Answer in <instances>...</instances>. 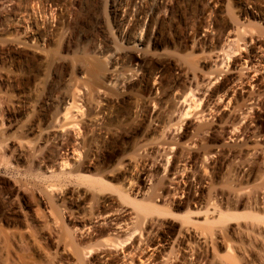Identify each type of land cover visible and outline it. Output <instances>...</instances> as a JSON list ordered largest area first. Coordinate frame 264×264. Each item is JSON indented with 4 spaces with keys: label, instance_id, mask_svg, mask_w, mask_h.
<instances>
[{
    "label": "rangeland",
    "instance_id": "obj_1",
    "mask_svg": "<svg viewBox=\"0 0 264 264\" xmlns=\"http://www.w3.org/2000/svg\"><path fill=\"white\" fill-rule=\"evenodd\" d=\"M138 2L140 0H0V264H119V260L123 258L122 252L127 254L132 252L134 247L135 249L143 247L139 243L144 244L148 240L156 242L160 239L168 240L170 243L175 240L176 243H179L174 245V241L172 243L174 248L170 244L161 250L166 254V257L164 253L161 255L159 250L160 258H157L152 264H166L167 259V264H215L216 262L218 264V257L228 252L226 244L229 243L226 241L230 242L229 245L235 246L231 247L233 250L231 249L230 254L234 255V259L238 260L239 264H264V238L262 237L244 236L231 231L227 233L229 235H223L225 237L221 233H219L220 236L215 234V237L212 235L210 237V234L201 236V231L198 228L194 229L195 227L192 226L191 229L190 225L187 226V229L186 226H183L185 225L183 224L185 222H182L183 219H176L179 217L173 220L171 218L173 216L161 215L162 219H160L159 215L154 214L152 217L147 216V219L143 216L144 214L137 215L138 212L133 209L132 205L129 206L128 200L123 201L122 194L120 195L123 190L130 191L131 187L135 188L140 183L142 186L146 185L143 192L152 188L156 193L154 198L158 195L155 199L153 198L158 207L161 205L162 209V206H165L163 201L164 195L169 190L170 183L168 181L175 178L172 176L173 170H170L171 162L180 160L189 150L197 151L196 147L202 146L209 140L210 137L206 136H211L210 133H208L210 135L203 133V136L195 134L197 139L190 137L191 140H194L193 144L195 145H192V141L188 140L190 138L186 139L184 132L186 130L185 123L188 120L179 122L177 119L182 110L180 94L185 92L184 89L188 85H192L191 87L198 98L200 95L198 93L203 90L204 78L212 75L211 78L216 77L217 80L213 81L210 88L208 87L209 91L206 89L208 92L206 91V95L201 101V107L210 104L212 100L215 101V97H211V101H208L211 89L222 82L232 64L230 62V66L225 68V72L219 75L218 71L222 68L217 70V67L221 64L220 59L223 57L219 55L220 52H217L221 50L217 48V45L222 44L221 47L223 46L228 51L242 45L243 50L240 48V53L236 51L231 57L236 59L239 58V55L248 54L247 56L253 57L254 63H258L257 60L259 62L262 60V64L264 63V50H262L264 45L262 49H256V51L252 47L253 43L249 42L245 47L246 50L243 45V41H247L249 37L253 36L255 38L259 36L257 39L264 44V0H215L212 5L210 0H143L141 10L150 12L153 17L143 19L140 16L139 19H142L140 21L146 27L147 31L145 32L150 37L145 40L146 43L144 42L142 45L137 43L138 45H133L132 48L127 44L126 39H122L119 35L116 21L119 16L131 19L132 14L139 11ZM208 6L211 8L210 12L203 15V10ZM116 9L118 12H115ZM237 21L238 24H241L237 25ZM224 26L231 30L229 36L232 35V37L227 42L228 46H234H230V48L227 47V42L223 41L225 44L221 43L222 41L219 44L216 43ZM237 26H240L238 27L241 29L240 31L249 37L246 38L247 36L239 32V29L237 32L235 30L237 28H234ZM237 34H242L241 36L244 38H242V42L241 37L238 36L240 39L235 38ZM152 36L158 37L157 44L153 43ZM234 41L238 45L233 43ZM128 47H131L132 55L141 56L143 62L141 61L139 66L134 64L130 66L127 62L128 56L126 59L110 62L102 59L107 50L116 48L125 52ZM214 56H218L220 59H216ZM215 60L220 63H215ZM158 67L163 68L159 73H157ZM242 67L239 66L232 71L235 78L251 74L252 83L264 85V69L252 73L259 69L258 65H255V69H249L251 68L249 63ZM95 68L97 76L92 75V70ZM112 71L113 73L124 72L130 77L132 75L130 87H112L110 84ZM246 71L247 73H245ZM207 73L208 75H206ZM149 77L152 84L155 81H163L159 88L160 91L157 90L158 92L156 91L154 95V103H156H152L153 105L139 94L142 81H146ZM195 87H197L196 90ZM243 87L245 89L242 91L241 86L233 87L232 97L234 95L236 97L238 95L247 96L246 92L249 91V87L247 85H243ZM68 91L75 99L76 105L74 104L73 107L78 106L80 109L79 112H76L77 108L72 107L75 110H71V112L73 111L72 117L76 113L73 118L74 121L77 119L79 127L73 131L68 126L63 129V132L58 127L62 124L63 119L55 120L54 112L61 97ZM220 103L222 104V102ZM229 109L230 107L228 110L221 108L217 117L221 114L220 117L223 115L227 117ZM193 114L190 116V120L193 119ZM144 118H147L146 122ZM216 118L210 126L211 132L219 136L218 132L221 130L222 124L220 121H216ZM58 121L59 124L61 122L60 125ZM201 121L194 120V124L199 126L204 123L203 119ZM170 123L175 126H170ZM178 123H183L182 126L179 125L180 129L176 128ZM168 125L171 128H166ZM52 126H55L54 129ZM220 139L222 141L219 144L223 143V139ZM202 141L204 142L202 143ZM71 142L74 143L78 154H81L79 159H76L77 162L86 160L85 162L90 165L89 170L91 171L86 175L99 180L100 176H96V170H99L102 165L100 169L105 171L103 174H106V177L101 175L103 183L105 182L103 185L102 180L95 184L87 180L76 181L79 182L76 183L73 179L67 180L65 177H59V171L56 172V176L60 179H56L53 172L56 169V164H54L57 159L56 155L61 152L60 148L63 143ZM190 142L192 148L189 146ZM224 143L232 144L233 142L226 140ZM193 146H196V149H193ZM215 148L214 143H211L210 150L212 152H209L211 157L208 155L210 162L206 163L209 172H213L220 158L222 159ZM108 150L110 153L107 152ZM107 153L114 154V158L110 162L108 161L109 164L108 162L104 164ZM167 159L170 162L168 164L166 163ZM145 161H151L152 164L157 163L156 165L160 164V166L165 164L166 170L164 165V170H155L153 177L139 181L142 173L139 169ZM258 161L260 168L257 166V170H261L260 161L262 160ZM199 164H196V169L201 166ZM51 165H55L54 168L47 169ZM70 168L72 166L64 167L62 170L68 172ZM201 170L197 169L198 172ZM223 173L225 174L226 170ZM185 174L184 177L187 180L184 177L178 179L186 185L187 181L193 180V178L188 177L191 176L190 173ZM210 176L207 177L208 180L202 188L195 183L197 191L200 188V192L195 190L196 195L201 193V196L198 195L196 198L197 201L201 200L199 202H202V205L207 202V197L209 198L207 194H209L212 184L209 181L214 182ZM223 176L226 175L215 178L217 188L223 189L227 186V178ZM128 180H133V185L130 187L126 185ZM221 181H225V183L223 182L224 187ZM63 183L67 187L65 184L62 185ZM184 184L180 183L181 188H184L181 189L184 194L181 190L179 193L182 194L177 192V202L186 201ZM208 184L210 185L208 186ZM60 185L64 188L62 186L60 188ZM250 185L252 187L253 184ZM77 191L81 196L83 195V199L80 207L76 209L73 207L76 201L70 195L77 194ZM151 191L149 190V192ZM181 195L185 199L181 198ZM104 197L111 199L115 205L130 207L133 210L132 221L135 224L130 227L134 229L131 231L134 234L125 243L123 251L107 249L104 247L103 240L95 236L92 237V241L88 242L89 240L84 234L85 229L80 231L81 227L74 221V217L88 218L93 221L92 216L101 212L100 202ZM133 197L131 198L133 199ZM220 197L221 195H219ZM143 198L141 194L137 195L136 201H141L144 204L151 201L146 198L148 201L145 202ZM70 208L73 211L76 210V215L70 211ZM110 208L102 209L103 216L106 215L104 212ZM172 212L176 216L183 213L181 210H172ZM60 214L62 215L60 216ZM135 216L143 217V222L135 219ZM164 216H168V218L163 219ZM68 218L70 219L68 220ZM197 220L200 224L203 221L201 218ZM98 222L102 224L100 220ZM232 228L238 229L236 225H233ZM185 232L190 235L186 234L185 236ZM89 245L92 246V249ZM177 245L179 246L177 247ZM149 252L148 254H150ZM172 252L178 253L179 256L177 257L178 254L174 255V253L172 254L174 256L170 255ZM171 257L174 259L171 260Z\"/></svg>",
    "mask_w": 264,
    "mask_h": 264
},
{
    "label": "bare ground",
    "instance_id": "obj_2",
    "mask_svg": "<svg viewBox=\"0 0 264 264\" xmlns=\"http://www.w3.org/2000/svg\"><path fill=\"white\" fill-rule=\"evenodd\" d=\"M210 1H211V5L215 2V0H210ZM143 3H144L143 0H140V2L137 3V4H139V7L136 4L139 11H137L136 14H132L131 19L128 17H121V16H119V18L117 17L118 19L116 18L117 19L116 25H118L119 35L121 36L122 39L123 38L126 39V41L128 42L127 44L131 45V47L133 45L136 46L137 43H140L141 45L144 44L145 40H147V38L150 37L148 34H146V32H145V31H147V30H145L146 27L140 21L142 19H139V17L141 16V17H143V19L144 18L150 19L153 16L150 14V12H146V11L141 10L143 8L142 7ZM210 9H211L210 6H208L205 10H203V12H202L203 15L205 13H207L208 11L210 12ZM116 11L118 12L117 9L115 10V12ZM116 14H118V13H116ZM133 18H135V20H133ZM235 20H236V18H235ZM238 21H237V25H240L241 23L238 24ZM226 25H227V23H226ZM253 25H255V24H253ZM238 27H240V26L234 27V28H237V29H235L237 32L239 29ZM240 30L241 29H239V32H241ZM230 32H231V30L226 28V26H224V29L221 32L220 38H218V40H216L217 41L216 43L219 44V42H221V41H222L221 43L227 42L230 39V37H232V35L229 36ZM245 32L247 34L248 31L246 30ZM241 33H243V32H241ZM239 34H237V36L236 37L234 36V37L237 39H240V38H238V36L241 37L240 40L242 42L243 41L242 40L243 37L241 36L242 34L241 35H239ZM245 36H247V35H245ZM248 37H249V35L246 38H248ZM257 37L259 38V36H257ZM257 37L256 38L254 36L249 37V39L247 41H243L244 48L247 47L248 43L250 42V43H253L252 44L253 46L252 45L251 46L253 47V49L255 51H256V49L257 50L262 49V46L264 44H262L263 42L260 41L259 39H257ZM151 38H152L154 44L158 43V37L152 36ZM260 39L263 40L262 38H260ZM235 41L237 42V40H235ZM235 41L233 43H236ZM237 43H239V42H237ZM237 43H236V45H238ZM226 44H227V47L230 48L231 45L228 46L229 45L228 42ZM221 45H217V48H219V50L221 49L220 51H217V52L222 53V54L219 53V55L222 56L223 58L220 59V58H218V56L217 57L214 56V57H216V59L218 58L221 60L220 65L222 67H219L220 65H218V67H217V70L219 68H222L221 70L219 69V71H218L219 75H221V73L225 72V68H228L230 66V62H232V64H231V68L227 71L225 78L222 80V82L220 84L215 85V87L213 89H211V92H210L211 94L209 95L210 98L208 101H211V97H215L216 98L215 101L212 100L210 104L204 105L203 107H201V101L205 97L206 91L207 90L209 91L208 87L210 88V85H213V81L217 80L216 77L211 78L212 75L210 76V75H208V73L206 74L208 76L205 77L203 80V85H202L203 90H201L202 91L201 93L200 92L198 93V95L200 94L198 98L196 97V94L194 93L195 91L191 87L192 85L191 86L188 85V87L186 89H184L185 92L181 91L183 94H180L181 95L180 99L178 98L181 102L180 105L182 107V110H181V112H179V114H178L179 117L177 119L179 120V122L180 121L183 122L184 120H188L185 123L186 124V130L184 132V135H186V139L190 138V137L191 138L195 137L194 136L195 134H199V136H200V134H202L201 136H203V133H205V134L210 133L211 136H206L207 138L210 137L209 140L206 141V143L204 141H202V143L203 142L205 143V144L203 143L204 145L202 144V146H199V147L193 146V149L196 147L197 151L194 150V152H193V150H191V151L189 150L188 153L186 151V153H187L186 155L183 154L185 151L184 152L182 151L183 152L182 155H184V156L182 157L180 155V157H182L181 159L178 158L180 160H178L176 162L175 161L171 162V167H170L171 169L170 168L169 169L173 170L172 172H174V173L172 176H174L175 178L170 179L168 177L170 179V181H168L170 183V186L168 188L169 190L166 192V195H164L165 196V199L163 198L164 201L162 200L164 202L163 204L165 206L164 207L162 206V209L160 207L161 205L158 207L154 202V199L158 195L154 198L156 193L153 191L152 188H148L146 192L145 191L143 192V190L146 189V185L142 186L140 183H138L135 188L131 187L130 191L129 190L128 191L123 190L122 192L120 191L121 192L120 195L122 194L123 201L128 200L127 202H129V204H130L129 206L132 205L133 209H135L138 212L137 215H139L141 213L142 215L144 214L143 215L144 217H147V216L152 217V215L157 214L160 216L159 217L160 219H162L161 215H169L170 217L171 216L174 217V218L171 217L173 220L176 217H179L176 219H179V220L183 219L182 222H185V223H183L185 225H183L181 223L183 226H186V228H187V226L189 227L191 225V229H192V226L195 227L194 229L198 228V230L201 231V232L199 231L201 236L202 235H208V234H210L209 235L210 237L214 236L215 234H218L220 236L219 233H221L223 236V235H226L228 232L231 231L233 233L237 232V234H239V235L250 236V237L251 236L253 237L256 235V237L259 236L260 238L261 237L264 238V85H261L260 83H256V84L252 83L251 81H252L253 77L250 76L251 74L250 75L248 74V76H246L244 74L245 76L242 78L241 77L235 78V76L233 75L234 73L232 72L233 70H235V68L237 69V67H239V66L242 67V66L246 65L247 63H249L251 66V68H249V69H255V65L256 66L258 65L259 69L254 70L252 72V73H257V72H260L261 70L264 69V63L262 64V62H261L262 60L260 62L257 60L258 63H254L252 61L253 57L247 56L248 54L239 55V58H236V59L231 57V56H233V54H235L234 52L237 51L240 53V51L243 50L241 48L242 45L241 46L238 45V47L240 46L239 48L234 47V48H232L233 50L231 49L229 51L227 49L225 50V48L223 46L221 47ZM232 46H234V45H232ZM131 47H128V50L125 52L119 51L116 48L107 50L106 54H104L102 59L104 61L110 62L112 60L116 61L118 59H126V57L128 56L129 60L127 62L129 63L130 66L133 64L134 65L141 64V61H142L141 56L132 55L131 51H130ZM225 47H226V45H225ZM235 48H237V50H235ZM240 48H241V50H240ZM251 48H249V49H251ZM245 50H246V48H245ZM262 50H264V49H262ZM212 55H214V54H212ZM236 55H237V53H236ZM231 58H233V59L231 60ZM217 62L220 63V61H216L215 63H217ZM242 68H240V70ZM161 69H163V68L158 67L157 73L161 72L162 71ZM209 73H211V72H209ZM245 73H247V71ZM97 74H98L97 69L96 68L93 69L92 75L97 76ZM155 75L157 76L156 73H155ZM219 75H218V77H219ZM242 76H243V73H242ZM131 77H132V75H131ZM131 77H130V75H128L124 72L123 73H117V72L113 73V71H112L111 76H110V84L112 87L116 86V87H121V88H128V87H130L129 84L132 82ZM149 80H150V77L146 81L145 80L142 81L141 87L139 88V94H140V96H144L146 99H148L151 102V104L152 103L155 104L156 102L154 103V101H155L154 95L156 94L157 90L160 91L159 88H160L161 83L163 81L162 82H160V81L154 82L153 81L154 83L152 84V83H150ZM235 83H237V85H234ZM243 85H247L249 87V91L246 92L247 96H244V95L239 96L238 95L236 97L234 95L235 97L234 96L232 97V93H233L231 91L232 88L235 86H237V87L241 86V91H242L245 89L243 87ZM196 86L198 87V85H196ZM172 87H174V86H172ZM175 87H177V86H175ZM197 87H195V90ZM136 89L138 90V88H136ZM127 90H130V89H127ZM131 91H129V92L131 93ZM96 94H97V92H96ZM136 95H138V94H136ZM93 98H95V97H93ZM74 100L75 99L73 98L72 93L69 91L66 92L61 97L59 104L57 106V109L54 112V119L55 120L63 119L62 124L60 122L61 125L59 124V121H58V124L60 125L58 127H60L61 130H63L64 128H68V126H69L74 131V129L76 127L77 128L79 127V122L77 121V119L74 121V118H75L74 116L76 113L74 114V116H73L74 118H73L72 117L73 111L71 112V110L73 108H77L76 112L80 111V109H78V106L73 107L74 104L76 105ZM220 102H222V104ZM212 103H214V106H212ZM141 104H143V103H141ZM229 107H230V109H229L230 111H229L227 117L225 116L226 118L224 117V115H223V117H220L222 114L217 117L218 112L220 111L221 108L228 110ZM73 110H75V109H73ZM192 114H193V119L190 120V116H192ZM147 118H144L145 122H146ZM215 118H216V121H218V122L220 121V123L222 124V126H220L221 130L218 132L219 136H216L213 132H211L212 129H211L210 124H211V122H213V120H215ZM202 119L204 121L203 124H201L199 126H196V124H194V120H198V121L200 120L201 121ZM181 124H183V123H178L176 128L179 127L177 129H180V126H182ZM169 125L172 127L175 126V124L171 125V123ZM169 125H168V127L166 126V128H171V127H169ZM53 127H55V126H52V128ZM177 129L175 130V128H174L175 131H177ZM61 130H59V132H61ZM190 130H192L193 132ZM63 132H64V130H63ZM76 132L78 133V131H76ZM168 133H169V131H168ZM210 134H208V135H210ZM164 135H166V134H164ZM72 136H73V134H72ZM199 136L197 135V137H199ZM74 137H75V135H74ZM179 138H181V137H179ZM191 138L188 140H191ZM220 138L223 139V143H221V144H219V142L222 141ZM201 139H203V138H201ZM226 140H230L233 143L232 144L231 143H224V141H226ZM170 141H172V140H170ZM191 141H192V145H195V144H193L194 140L192 139ZM165 143H166V141H165ZM211 143H214V146H216L215 149L217 150L216 152H218L219 156L222 157V159L220 158V160L218 161V165L215 168L216 170L213 169V172L208 171V169H207L208 165L206 164L207 162H210L208 155H210V157H211V154H209V152L211 151L210 150ZM215 143H216V145H215ZM73 144L74 143L71 142L68 144L63 143L62 146L60 145L61 146V148H60L61 152H59L60 154L58 153V155H56L57 159L54 163V164H56V166L51 165V166H48L47 169H53L55 166L56 169L53 171L55 174L54 173L53 174L56 176L57 175L56 172L59 171L58 176L59 177H65V179H67V180L73 179L75 182L76 181L82 182V181L87 180V181H90L92 184H93V182H94V184H95V182L100 183L102 180L101 175H102V177H106V174H103L105 171L103 172V170L100 169L102 165L99 167V170L98 169L96 170V176H98V177L100 176L99 180L97 178L95 179V178L90 177L89 175H86L87 173H90V171H91V170H89L90 165L85 162L86 160L84 162L80 161V163L77 162L76 159L81 154H78V151L74 147ZM167 145H168V142H167ZM189 146H191V142H190ZM189 146L186 145V147H189ZM144 147H146V146H144ZM191 148H192V146H191ZM189 149H190V147H189ZM110 151H112V150H110ZM167 151H169V150H167ZM107 152H109V150ZM109 153H107L108 155H106L104 158V164L105 163L107 164L108 161L110 162L114 158V154H109ZM217 158H219V157H217ZM171 159H173V158H171ZM258 160H262V161H260L261 162V164H260L261 170H257V166H259ZM109 162H108V164H109ZM166 163L167 164L170 163L168 159H167ZM156 164L157 163H155V165L152 164L151 161L150 162L145 161V163L142 164L143 166L141 164H139L142 166L141 168L139 167L140 168L139 170L142 171L141 177L139 178V181L140 180L145 181L147 178L153 177L154 176L153 174H155L154 171L155 170L156 171L162 170L164 165H165L163 163H162L163 165H161V166H160V164L159 165H156ZM196 164L201 165L199 167L200 169H202L201 172L197 171V169H199V168L196 169V167H195ZM71 166H72V168H70V170L68 172L67 171L65 172L62 170L64 167L66 168V167H71ZM103 168H105V167H103ZM211 168H209V169H211ZM259 168H260V166H259ZM165 170H166V165H165ZM224 170H226L225 174L223 173ZM211 171H212V169H211ZM47 172H48V170H47ZM172 172H170V173H172ZM185 173H190L191 176H188V177L193 178V180L189 179L190 181H187L188 184H186V185L184 184L183 181H181V180L179 181V179H182L184 176H186ZM168 175H170V174H168ZM208 175L209 176L211 175L210 178L212 180H214V182L216 181L215 178H217L218 176L220 177L221 175H226L223 177L227 178V180H226L227 186L224 185L225 181H221L223 187L225 186V188L220 189V188L216 187V185H217L216 182H215L216 183L215 184L214 182L209 181L212 183V184L210 183L211 185L208 184V186L210 185V188H211L210 192H209L210 195L206 193L207 196H209V198L207 197V199H208L207 202H205V204L202 205V202H199L201 200L198 199V201H197V198H196V196L200 195L201 193H199V194L197 193L198 195H196L195 190H196V192H200V188H199V191H197L198 188H196L195 183H196V185L199 184L198 186H201V188H202L203 184H205L206 180H208L207 179V177H209ZM94 176H95V174H94ZM59 177L56 176V179L57 178L60 179ZM144 177H145V179H144ZM184 179H185V177H184ZM61 180H63V179H61ZM61 180H60V183L62 182ZM185 180H187V178ZM74 181H73V184H74ZM132 181L133 180H131V181L128 180L126 182V185H129V187H130L131 185H133ZM182 182L186 187V192H185L186 196H184V197H186V201L177 202L176 201V198H178L176 195L177 192L179 193V191L181 189H184L183 187L181 188V186H180V183H181V185H183ZM76 183H79V182H76ZM101 183L103 185L105 182L103 183V180H102ZM251 183L253 184L252 187L250 185ZM64 184L65 183H63L62 185H64ZM69 184H70V182H69ZM62 185H60V188ZM99 185H101V184H99ZM222 185H221V187H222ZM65 186H66V184H65ZM105 186H106V184H105ZM62 187L64 188V186H62ZM149 190H152V191L149 192ZM181 192H183V190H181ZM181 192L179 194H182ZM227 193H228V195L226 196ZM78 194L79 193L77 191V194H71L70 195V197H73L72 199H74L76 201V203H74V206H73L76 209L78 207H80L82 199H83L82 198L83 195L81 196V194H79V195ZM140 194L142 197H144L143 200H145V202L148 198L151 199V201L149 203H146V204H144L141 201H136V196L140 195ZM157 194H159V193L157 192ZM183 194H184V192H183ZM219 195H221L220 198H219ZM132 196H134L133 199L131 198ZM181 198H183V196ZM183 199H185V198H183ZM100 205L102 206V209L105 207L110 208V206H111V208L109 210H107V212H104V214H106V215L103 216L102 209L100 208L101 212H99L95 216L91 215L93 221L91 219H89V220H91L92 222L91 221L89 222L88 218L84 219L81 217H74L75 218L74 221L76 224H79V226L81 227L80 231H82V230L84 231V229H85L84 234H86V239L89 240V241L87 240L88 242L92 241V239H93L92 237L95 236L96 238L103 240V243H105L104 247H106L107 249H109V250H117L118 249L119 251H123V247H124L125 243L128 242L131 239L132 235L134 234V232L133 233L131 232L134 229H132L130 227V225L135 224V222L132 221L133 220V218H132V211L133 210L130 209V207L115 205V203L111 199H109L108 197L102 198ZM126 205H128V204H126ZM172 210H181V211H183V213L182 214L180 213L181 215L177 214V216H176L175 213L172 212ZM70 211H73V209L71 210V208H70ZM73 212L76 215V210ZM61 215L62 214H60V216ZM157 215H155V216H157ZM136 217H139V216H135V219H139V221L141 220V222H143L142 221L143 217H139V218H136ZM148 217H147V219H148ZM166 217L168 218V216H166ZM166 217L163 219H166ZM70 218H68V220ZM89 218H90V216H89ZM200 218L203 220L201 224L197 220ZM62 219H65V218H62ZM99 220L102 222V224H100V222H98ZM179 220H177V221H179ZM95 221H97V222H95ZM145 221H146V218H145ZM145 221H144V223H145ZM233 225H236L238 229L237 230H236V228L231 229V227H233ZM183 226H181V227H183ZM182 232H184V231H182ZM179 234H181V233L179 232ZM186 234L187 233L185 232V236H186ZM187 235H190V234H187ZM227 235H229V234H227ZM231 235H233V234H231ZM223 237H225V236H223ZM141 238H142V236H141ZM141 238H140V240H141ZM156 238H158V237H156ZM226 238H228V237H226ZM237 238H238V236H237ZM82 241H84V240H82ZM87 241H85V242L87 243ZM151 241L148 240L144 244L139 243V244H142L143 247L142 246L140 248L136 247V249L134 247L133 248L134 252L133 251L128 252L127 254H126V252H122L123 258H121L119 260L120 261L119 264H152L156 261L157 258H160L159 250L161 251L165 246H168V245L170 246V244H171V247L173 246L172 248H174V245L176 243V241L174 240L175 242L174 241H173L174 243L172 242L174 245H172V243L168 242V240H165V239H160L157 241L154 240L156 242H151ZM179 241H181V240H179ZM224 241H226V239ZM182 242H183V240H182ZM178 243H176V244H178ZM226 243L230 244L229 241H226ZM229 244H226L227 245L226 248L228 251V252H226V254H222L223 256H221V257L219 256L220 255L219 253H218L219 255L216 254V256L217 255L219 256L218 257L219 260H217L218 264H236V263L239 264V262H237L238 260L236 261V259H234L235 258L234 255L230 254V251L232 249L231 247H235V246H231ZM89 246H88V248H89ZM178 246L179 245H177V247ZM152 247H154V248H152ZM212 247H213V245H212ZM214 247H216V246H214ZM150 248H151V250H149ZM159 248H161V249H159ZM172 248H171V250H172ZM262 248H263V246H262ZM90 249H92V246H90ZM102 250H105V249H102ZM155 250H157L158 252ZM149 251H152V252L150 253ZM172 251H175V250H172ZM104 252L108 253L106 251H104ZM148 252L150 254H148ZM163 253L161 251V255H163ZM173 253L174 252H172L170 255H172ZM176 254H178V253H176ZM176 254L174 253V255H176ZM165 255L166 254L164 253V256ZM174 255H172V256H174ZM178 256H179V254L177 255V257ZM180 256H182V255H180ZM161 258H163V257H161ZM215 258L217 259V257H215ZM172 259H174V258L171 257V260ZM175 259H178V258H175ZM167 261H168V259H167ZM167 261H166V264H167ZM215 264H217V262Z\"/></svg>",
    "mask_w": 264,
    "mask_h": 264
}]
</instances>
